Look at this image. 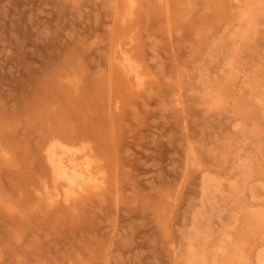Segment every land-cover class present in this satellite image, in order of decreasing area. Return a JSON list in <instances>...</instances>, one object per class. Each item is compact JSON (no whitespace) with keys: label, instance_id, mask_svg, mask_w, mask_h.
Returning a JSON list of instances; mask_svg holds the SVG:
<instances>
[{"label":"rangeland","instance_id":"1","mask_svg":"<svg viewBox=\"0 0 264 264\" xmlns=\"http://www.w3.org/2000/svg\"><path fill=\"white\" fill-rule=\"evenodd\" d=\"M125 9L0 0V264H261L264 0ZM58 139L99 188L55 196Z\"/></svg>","mask_w":264,"mask_h":264},{"label":"bare ground","instance_id":"2","mask_svg":"<svg viewBox=\"0 0 264 264\" xmlns=\"http://www.w3.org/2000/svg\"><path fill=\"white\" fill-rule=\"evenodd\" d=\"M124 2L125 13L131 15L136 0H124ZM134 63L127 54L121 57L123 72L142 81V74ZM46 157L57 198L62 197L68 201L89 188H99L103 183L100 172L93 169L92 159L87 154L86 146H74L72 143H65L59 139L54 140L46 149ZM191 260L196 262L194 256H191ZM259 261L264 264V252L260 254Z\"/></svg>","mask_w":264,"mask_h":264}]
</instances>
